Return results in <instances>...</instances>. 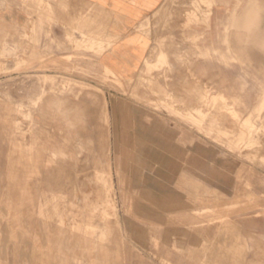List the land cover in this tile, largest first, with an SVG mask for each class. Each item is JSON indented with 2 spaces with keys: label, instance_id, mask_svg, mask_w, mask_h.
Returning <instances> with one entry per match:
<instances>
[{
  "label": "rangeland",
  "instance_id": "374dc122",
  "mask_svg": "<svg viewBox=\"0 0 264 264\" xmlns=\"http://www.w3.org/2000/svg\"><path fill=\"white\" fill-rule=\"evenodd\" d=\"M0 264H264V0H0Z\"/></svg>",
  "mask_w": 264,
  "mask_h": 264
},
{
  "label": "crops",
  "instance_id": "0c3cea01",
  "mask_svg": "<svg viewBox=\"0 0 264 264\" xmlns=\"http://www.w3.org/2000/svg\"><path fill=\"white\" fill-rule=\"evenodd\" d=\"M90 2L101 5H107L110 11L121 18H124L127 23L133 22L134 19L139 18L144 11L155 7L163 0H88ZM127 42H123L113 51L104 53V61L110 65L127 71L131 62L134 60L135 53L127 52ZM129 49V47H128ZM135 50V48H134Z\"/></svg>",
  "mask_w": 264,
  "mask_h": 264
},
{
  "label": "bare ground",
  "instance_id": "6f19581e",
  "mask_svg": "<svg viewBox=\"0 0 264 264\" xmlns=\"http://www.w3.org/2000/svg\"><path fill=\"white\" fill-rule=\"evenodd\" d=\"M97 200V199H96Z\"/></svg>",
  "mask_w": 264,
  "mask_h": 264
}]
</instances>
